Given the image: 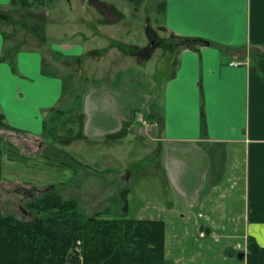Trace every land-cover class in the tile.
<instances>
[{
  "label": "crops",
  "instance_id": "1",
  "mask_svg": "<svg viewBox=\"0 0 264 264\" xmlns=\"http://www.w3.org/2000/svg\"><path fill=\"white\" fill-rule=\"evenodd\" d=\"M88 2L101 15L98 34L72 29L71 17L66 24L46 18L39 24L33 16L28 24L31 15L47 9L64 11L50 9V1L26 9L0 0V122L9 127L0 129L44 141L47 119L72 111L68 101L75 93L58 72L66 61L80 68L86 59L103 60L105 74L122 77L123 71L137 73L136 64L165 47L161 58L169 75L148 94L86 78L84 109L78 112L86 124L68 137V145L84 141L95 148L130 136L139 141L146 128L156 144L151 180L166 191V200L140 209L136 219L164 222L166 264H247L250 239L264 248V0H157L156 22L165 38H151L154 29L148 27L147 43L113 36L131 33L116 3ZM131 5L140 13L141 5ZM13 13L20 31L10 25L7 32L1 24H11ZM48 26L61 30L54 44ZM176 37L198 43L179 45ZM70 150V160L82 165L77 158L84 149ZM101 157L105 172H115L111 154Z\"/></svg>",
  "mask_w": 264,
  "mask_h": 264
},
{
  "label": "rangeland",
  "instance_id": "2",
  "mask_svg": "<svg viewBox=\"0 0 264 264\" xmlns=\"http://www.w3.org/2000/svg\"><path fill=\"white\" fill-rule=\"evenodd\" d=\"M88 1L55 0L53 4L51 2L50 9L59 6L64 7V11L59 10L54 13L47 9L38 15H31L28 18V24H32L31 17L33 16L38 18L35 21H38L39 24L45 18L48 20L47 23L59 21L66 24V21L69 20L68 17H71L72 29L84 34L89 33L90 30L98 34L95 28L101 15L89 8L91 4ZM102 1L116 3L125 12V24L129 23L131 28L130 34L115 33L113 36L116 39L121 36V39L128 42L135 40L147 43L148 27L154 29L150 30V33L154 32L158 38H165L164 32L158 29L159 25L156 22L157 0H146L140 7V13L132 12L133 8L129 2ZM23 10L21 11L25 12V9ZM44 13H47L45 17H43ZM23 15L25 16V13ZM96 15L97 18L94 17ZM112 16L115 15L108 14L107 18ZM16 17L17 14L13 13L11 24H1L3 29L8 32L11 25L15 31H20L14 21L17 19ZM20 18L23 17L20 16ZM63 18L66 20H62ZM12 22L14 23L12 24ZM123 23L124 21L120 23V27ZM58 29L60 28L58 27ZM58 29L48 26V34L54 36L53 39L48 40L50 44L60 40L54 41L55 35L58 36L61 32ZM62 38H65V35ZM17 39L18 44H22V38ZM78 41H82V39L79 38ZM165 49V47L159 49L151 59L144 60L138 68L136 64L137 73L123 71L122 77L121 74L115 75L116 77H112V74H105L103 69L106 67L103 66V60L93 62L86 59L80 68L75 65V60L66 61L65 66L68 64L66 68L64 67L62 71L58 72L63 77L67 89H72L75 93L73 99L68 101V107L71 104L72 111L63 112L53 122V128L58 130L59 136L64 137L53 140L51 133H48L44 141L41 142L36 138L17 132L13 133L7 129H0L1 146H3L4 151L0 177V215L5 217L12 215L22 222L32 221L36 215L28 208L29 204L48 194L61 195L65 200L78 199L80 210L85 215L92 216L102 213V216L107 219H136L140 209L156 208L155 203L157 201L166 200V191L157 187V184L155 185L151 180V171L157 166L156 151L154 152L156 144L148 137L149 132L146 131V128L141 131L143 135L141 134L139 141L134 136H130L126 141L110 142L106 143L105 146L100 143L95 148H87L84 141H79L74 146L81 147L84 151L82 152L83 156L77 158L83 163L78 166H75L74 162L70 160L75 155L70 147L74 146L70 144L69 147L68 145V137H72L70 136L72 133L81 131V125L86 124L84 119L79 118L78 113L84 109L87 96L89 83L86 78L89 77L91 83L98 86L104 83L103 81H110L115 87H123L122 84L119 85L118 83H125L130 89L148 94L152 87L161 88L169 75V68L161 58ZM65 54L70 55L69 53ZM89 66L95 69L93 74ZM98 68L101 69L97 70ZM54 116L52 114L51 118ZM111 143L119 147L111 150ZM109 153L112 156L109 158L114 165L112 170L115 172L113 173L105 172V164H102L101 155ZM118 164L122 167V171H117ZM121 174H125V180ZM125 189L131 190L130 196L127 197L128 203H125L123 192ZM79 245L80 242L78 241L75 248L77 253L81 252Z\"/></svg>",
  "mask_w": 264,
  "mask_h": 264
},
{
  "label": "trees",
  "instance_id": "3",
  "mask_svg": "<svg viewBox=\"0 0 264 264\" xmlns=\"http://www.w3.org/2000/svg\"><path fill=\"white\" fill-rule=\"evenodd\" d=\"M47 1L54 0H13V4L33 9L44 7ZM128 1L138 10L144 0ZM176 39L179 45L198 43ZM60 115L46 121L47 132L55 140H59V134L53 122ZM0 123L9 128L2 120ZM2 147L0 140V177ZM123 192L128 203L129 191ZM28 208L36 215L32 221L0 215V264H166L162 221L107 219L102 213L87 216L80 210L78 199L65 200L58 194H48ZM78 241L80 253L75 251ZM247 250V264H264V248L255 240H249Z\"/></svg>",
  "mask_w": 264,
  "mask_h": 264
},
{
  "label": "flooded vegetation",
  "instance_id": "4",
  "mask_svg": "<svg viewBox=\"0 0 264 264\" xmlns=\"http://www.w3.org/2000/svg\"><path fill=\"white\" fill-rule=\"evenodd\" d=\"M150 36H151V38H153V39H158V37L156 36V34L154 33V32H151L150 33ZM161 40H159L158 42H160Z\"/></svg>",
  "mask_w": 264,
  "mask_h": 264
},
{
  "label": "water",
  "instance_id": "5",
  "mask_svg": "<svg viewBox=\"0 0 264 264\" xmlns=\"http://www.w3.org/2000/svg\"><path fill=\"white\" fill-rule=\"evenodd\" d=\"M244 256H245V254H241V255H240V258H241V259H243V258H244Z\"/></svg>",
  "mask_w": 264,
  "mask_h": 264
},
{
  "label": "built area",
  "instance_id": "6",
  "mask_svg": "<svg viewBox=\"0 0 264 264\" xmlns=\"http://www.w3.org/2000/svg\"><path fill=\"white\" fill-rule=\"evenodd\" d=\"M140 120L143 121V118H141Z\"/></svg>",
  "mask_w": 264,
  "mask_h": 264
}]
</instances>
